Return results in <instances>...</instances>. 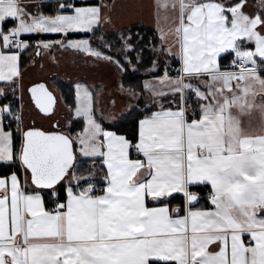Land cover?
Returning a JSON list of instances; mask_svg holds the SVG:
<instances>
[{
    "label": "snow or ice",
    "instance_id": "6c2138e0",
    "mask_svg": "<svg viewBox=\"0 0 264 264\" xmlns=\"http://www.w3.org/2000/svg\"><path fill=\"white\" fill-rule=\"evenodd\" d=\"M49 2L0 0V82L13 96L21 53L31 46L22 35L94 36L107 21L102 6L55 0V14H46ZM246 4L156 0L164 23L154 37L159 45L147 46L150 79L119 85L144 101L142 110L135 106L131 135L98 112V89L81 82L69 108L83 122L75 134L58 126L21 131L15 105H0V163L21 166L0 178V264H264V122L252 131L242 120L255 111L264 116V15L247 14ZM117 36L115 43L99 37L100 48L90 39L41 41L37 54L59 46L122 76L139 71L144 49L132 41L144 38L130 29ZM226 54L233 58L224 63ZM30 92L41 112L54 110L56 97L44 84ZM197 185L211 186V207L199 204L191 191ZM174 193L182 205L170 206Z\"/></svg>",
    "mask_w": 264,
    "mask_h": 264
},
{
    "label": "crops",
    "instance_id": "0c3cea01",
    "mask_svg": "<svg viewBox=\"0 0 264 264\" xmlns=\"http://www.w3.org/2000/svg\"><path fill=\"white\" fill-rule=\"evenodd\" d=\"M68 2V0H66ZM156 0H83V5L81 0H76V6H102V12L107 17V21L102 25L98 26L103 35L105 34H117L124 30H128L133 26L144 25L147 29H152L155 33H144L145 37L143 42H134V44H139L140 48H143V64L137 65L139 71L135 72L142 75L145 80L150 79L144 75L146 68L150 65L153 59V52L148 50V43L159 45V40L154 39L156 37V29L158 24L163 26V12L160 13V20L157 21V9L154 7ZM251 0H247L245 6V11L249 15L258 14L263 9L261 6L254 5L250 3ZM56 3L55 0H50L49 3ZM30 8H35V4H30ZM264 12V11H263ZM262 14V13H261ZM89 34L87 32H73L69 34ZM39 35L54 36L61 35V39H66L63 34H25L22 35L28 43L29 37ZM101 37V35H100ZM60 40V39H58ZM76 41L83 39H73ZM42 40L35 42V49L33 50V61L31 65L26 69L22 70L20 64L21 76L17 78L18 85L17 90L19 92V98L21 103V111L23 120L25 122L24 114V103L33 113L29 116L30 121L27 123H34L35 127L47 128L48 131L59 129L65 130L66 125H68L67 117L69 109L65 106L62 101L60 91L56 88L54 80L56 78L66 81V83L75 84L81 82L93 89H98L95 93V104L97 106L98 112L102 110L108 115V118H115L116 121H120L125 117L130 110L134 108L137 103V99L127 96L119 90V85L121 84V75L117 70L103 62L95 61L94 57H90L88 54L79 52L73 49H64L59 46L52 49H39V54H37V45ZM55 41V40H48ZM101 41V40H100ZM47 42V41H46ZM99 43V42H98ZM91 44V43H90ZM93 48H97V43L95 45L91 44ZM254 47V45L252 46ZM139 50V48H138ZM23 53V52H22ZM21 53V54H22ZM133 61L135 62V53L129 54ZM161 61L164 59L163 56L160 57ZM21 63V60H20ZM173 65L178 67V61H173ZM162 74V71L161 73ZM38 84H44L49 91L53 93L56 97V104L54 110L50 114H45L33 103L32 96L30 94V89ZM0 87L4 88L5 96L9 94L10 90L5 87L4 82H0ZM75 88V87H74ZM3 99V97H0ZM63 120L61 124L58 123ZM244 121L245 128L248 129L249 123H251L252 131H258L259 126L264 122V116L261 115L259 111H255L251 116L242 117ZM38 123V125H37ZM26 124V123H25ZM61 125V126H60ZM197 186H207L210 189V185H197ZM175 195H181L174 193ZM245 243L248 244L250 237L246 234ZM254 243V242H253ZM211 250V247L210 249Z\"/></svg>",
    "mask_w": 264,
    "mask_h": 264
},
{
    "label": "trees",
    "instance_id": "16d2710c",
    "mask_svg": "<svg viewBox=\"0 0 264 264\" xmlns=\"http://www.w3.org/2000/svg\"><path fill=\"white\" fill-rule=\"evenodd\" d=\"M251 4L261 6L263 8L264 11V0H251L250 2ZM55 8H56V3H51L50 4H45L43 7V11L46 14H55ZM264 15V12H258V14ZM146 27V26H145ZM144 25H137V26H133L130 28L131 32L134 33H139L143 38L145 37L144 33H148V31L150 33H155L154 30L152 29H147L145 28ZM129 30V29H128ZM127 30H124L123 32H126ZM103 36L105 40L115 43L118 42V36L117 34H105L103 35L101 29L99 27H97V29L95 30L94 36L93 33H89V34H68V36L66 37V40H73V39H90V43L95 45V43H97V48L101 47V41L99 39V37ZM61 35H54V36H45V35H37V36H33V37H29V44L31 45L28 49H26L22 54H21V68L22 70H26L32 63L33 61V50L35 49V42L42 40V41H48V40H58L61 39ZM144 40V39H143ZM99 42V43H98ZM133 43L137 42L135 36H133ZM119 58V57H118ZM233 58L232 55H225V57L223 58V62L227 63L228 61H230ZM121 75V73H120ZM145 80V78L142 75H139L135 72H132L131 70H129L126 74H124L123 76L121 75V82H123L125 84V86H136L139 87L142 82ZM54 84L56 86V88L60 91L61 97H62V101L64 102L65 106L67 107V109H69L75 101V86L73 84L70 83H66V81H63L61 79L56 78L54 80ZM18 88H16V93L15 96H13L12 92L10 91L8 95H6L5 97L0 98V105L6 104L9 101H11L16 109L18 110V112L21 111V103H20V98H19V92L17 90ZM95 98H96V94H95ZM147 98V97H145ZM139 104L141 110L143 109V104L144 101L143 100H138L136 105ZM135 105V106H136ZM134 108L132 109V114L129 115V113L123 117L120 121H118V128L121 132H126L129 135H131L133 133V129H134V125L136 123V119H137V115L138 113L134 110ZM68 124L69 122H71V127L70 128H66L65 131H71L73 134H75V132L79 131L82 127H83V122L82 121H77L74 116L72 115V113L69 111L68 112ZM12 129H16V124L11 123ZM107 127V125H105ZM20 127V130L23 131L22 127ZM27 129V128H26ZM116 130V129H113ZM19 136L20 133H16L15 134V139H14V151L15 152H19L20 149V143H19ZM21 166L18 163H14V164H4V163H0V178H5L7 176L10 175V171L11 170H18L20 169ZM18 175H20V172H17ZM191 191L198 193L200 196V200H199V204H203L206 208L207 207H211L210 202L207 200V193L209 191V187L207 186H193ZM61 195H64V193H61ZM174 198L170 197L169 198V203L170 206H175L177 204L182 205L184 202V198L181 195H175L173 196ZM46 201L48 204V207H52L53 204L51 202V199L46 197Z\"/></svg>",
    "mask_w": 264,
    "mask_h": 264
},
{
    "label": "rangeland",
    "instance_id": "374dc122",
    "mask_svg": "<svg viewBox=\"0 0 264 264\" xmlns=\"http://www.w3.org/2000/svg\"><path fill=\"white\" fill-rule=\"evenodd\" d=\"M260 11L263 12V9H260ZM25 102H26V101H25ZM25 102H23V103H24L23 105H24V110H25V111H24V114H25L24 116H25V123H26V124H25V125L23 126V128H22L23 130L26 129V128H30V127L35 126L34 123H29V124H27V123L30 121V119H31V117H30L29 115L33 113V110L31 111L30 108L27 106V103H25ZM67 121H68V118H67ZM62 122L64 123V121L61 119L60 122H58V123L61 124ZM37 125H38V123H37ZM60 126H61V125H60ZM38 128L48 131L47 128H44V127L42 128V126H40V127H38Z\"/></svg>",
    "mask_w": 264,
    "mask_h": 264
},
{
    "label": "built area",
    "instance_id": "2783aa9c",
    "mask_svg": "<svg viewBox=\"0 0 264 264\" xmlns=\"http://www.w3.org/2000/svg\"><path fill=\"white\" fill-rule=\"evenodd\" d=\"M21 39H24V38L21 37ZM24 40H25V39H24ZM19 114H21V113H19ZM21 115H22V114H21ZM12 123L16 124L14 121H13ZM23 125H24V120L22 121V123H21L19 126L23 127ZM16 126H17V124H16Z\"/></svg>",
    "mask_w": 264,
    "mask_h": 264
},
{
    "label": "water",
    "instance_id": "95a60500",
    "mask_svg": "<svg viewBox=\"0 0 264 264\" xmlns=\"http://www.w3.org/2000/svg\"><path fill=\"white\" fill-rule=\"evenodd\" d=\"M33 103H35V102L33 101ZM30 128H33V127H30ZM34 128L40 129V128H38V127H34ZM40 130H43V129H40Z\"/></svg>",
    "mask_w": 264,
    "mask_h": 264
},
{
    "label": "flooded vegetation",
    "instance_id": "af4514ba",
    "mask_svg": "<svg viewBox=\"0 0 264 264\" xmlns=\"http://www.w3.org/2000/svg\"><path fill=\"white\" fill-rule=\"evenodd\" d=\"M30 94H31V92H30Z\"/></svg>",
    "mask_w": 264,
    "mask_h": 264
}]
</instances>
